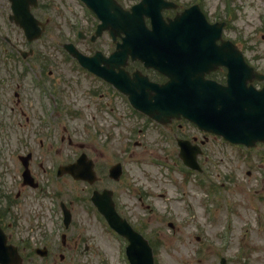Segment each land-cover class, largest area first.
Segmentation results:
<instances>
[{"label": "rangeland", "instance_id": "1", "mask_svg": "<svg viewBox=\"0 0 264 264\" xmlns=\"http://www.w3.org/2000/svg\"><path fill=\"white\" fill-rule=\"evenodd\" d=\"M119 1L131 3V0ZM176 1L180 7L201 1V9L210 20H227L224 35L239 43L249 60L264 71V0ZM58 69L67 70L62 66ZM75 92L87 94L85 86H75ZM74 95L70 98L73 102ZM90 102L87 95L78 102L83 114L77 111L81 119L76 121L87 128L83 134L78 131L83 137H73L75 142L93 136L95 144H107L111 135L114 148L124 146V138L115 135L119 127L113 121L93 113V109L85 113ZM155 124L158 145L153 143L156 132L152 124L146 141L138 147L137 156L128 161L122 156L126 177L119 183L109 182L117 192L122 213L150 240L155 264H221V257L227 258V264H264L263 143L248 148L230 144L214 134L205 137L191 129V134L199 139H208L205 151L199 154L204 161L200 162L202 170L196 171L185 166L178 156L177 139L169 127ZM5 129L0 132V145L6 141ZM172 130L183 134L182 129ZM74 146L68 145V150ZM7 147L11 145L5 144L4 149ZM125 150V147L119 151L109 148L100 161L108 167ZM19 161L11 149L0 159V180L5 186L12 177H19ZM13 187L19 188L16 184ZM83 187L81 180L71 178L65 183L67 191L61 197H51L49 193L39 196L36 192L23 196L19 200L18 226L10 233L15 238L20 236L21 226L26 227L30 221L38 236L49 231L56 224L54 219L58 221L59 212L55 211L58 201L65 200L73 207L74 231L83 236L81 250L89 246L76 264H130L122 257L121 241L110 231L104 218L90 201L85 203L81 199ZM29 216H32L30 221Z\"/></svg>", "mask_w": 264, "mask_h": 264}, {"label": "flooded vegetation", "instance_id": "2", "mask_svg": "<svg viewBox=\"0 0 264 264\" xmlns=\"http://www.w3.org/2000/svg\"><path fill=\"white\" fill-rule=\"evenodd\" d=\"M16 4L18 17L26 20L30 30L17 23L12 0H0V132L4 128L8 131L6 141L0 145V159L11 149L20 160L19 177H12L7 186L2 185L8 192L6 199L16 204L18 213L19 200L33 192L39 196L49 193L51 197H61L67 191L65 183L72 178L66 166L85 153L94 162L97 175L94 184L103 188L110 180L109 169L113 165L107 167L102 164L100 160L105 156L104 152L109 148L119 151L125 147L123 155L114 160L115 163L122 162L124 171L122 156L127 161L137 156L138 147L146 141L152 124L156 132L153 143L156 145L158 136L156 121L136 109L129 96L108 80L113 76L120 82L125 73L122 59L118 65L117 55L112 57L122 40L119 30L113 26L97 33L101 20L81 0H17ZM69 48L84 54L85 65L75 58ZM61 66L67 70L60 71L58 68ZM125 69L130 73L140 70L149 80H166L154 68L145 67L140 60L130 58ZM211 74L216 75V72ZM216 77L221 78L219 75ZM75 86H85L87 94L74 93ZM73 94L74 102L70 99ZM84 95L91 100L86 104L85 113L93 109V113L98 112L105 120L113 121L115 127H119L115 135L124 138V146L114 148L111 135L107 144H95L93 136L83 142H75L73 137H83L87 128L84 123L76 121L81 119L77 111L81 110L83 114L78 102ZM162 126L169 127L176 139L190 138L195 145L202 143L204 151L208 139H199L190 131L194 129L205 137L211 135L182 118H175ZM172 129H182L183 134H177ZM80 130L81 135L78 133ZM114 138L117 139L116 136ZM5 144L11 147L4 149ZM68 145L75 146L68 150ZM82 183L85 187L80 196L87 203V191L93 186L84 181ZM15 184L19 186L18 190L13 187ZM66 205L71 208L73 219V207L68 203ZM60 215L62 219V212ZM29 217L30 221L32 216ZM30 222H27L28 229L21 226L20 230L23 264H76L89 248L85 245L86 248L81 250L83 236L81 232L74 231V219L66 232L54 237L45 231L38 236ZM61 228H64L63 219L59 230ZM38 246L46 247L44 256L35 252Z\"/></svg>", "mask_w": 264, "mask_h": 264}, {"label": "water", "instance_id": "3", "mask_svg": "<svg viewBox=\"0 0 264 264\" xmlns=\"http://www.w3.org/2000/svg\"><path fill=\"white\" fill-rule=\"evenodd\" d=\"M146 3V9L138 6L134 11L135 15L130 16L135 21L129 22V20L121 18V27L126 26L132 30L129 34L130 45L138 46L139 50L143 52L145 46L142 45L146 42L136 39V37L143 36L141 35L145 29L143 15L150 14L154 19L155 27V30L151 32V44L157 57L158 53L163 50L162 44L166 42H173L171 45L174 48H179L188 47L187 42L189 41L188 43L199 46L201 51L198 54L199 61L194 65V68L183 66L180 69L183 81H180L175 89L174 83L162 86L161 92H159L160 96L156 100L155 113L153 105L142 108L157 118L162 114H187L202 128L222 133L230 141L254 145L256 140H264V92H258L254 86L247 87V80L251 79L256 72L245 64L242 53L235 48L234 51L221 52V46L216 43V39L221 33L220 29L210 25L196 5L181 17L171 21L170 24H166L161 18L160 5L158 7L155 2ZM95 8L100 9L101 7L95 6ZM119 13L126 14L120 8ZM161 27L169 30L168 36L164 35L166 32L160 30ZM136 30L140 34H135ZM181 41H186V45L181 44ZM229 45L231 46L230 43ZM149 53L150 49L147 53L148 58H150ZM160 57L164 66L169 68L165 63L164 56ZM182 61L187 62L185 57ZM218 63H224L229 67L228 86H222L203 77L202 72L210 70ZM89 168V165L84 161V164L79 167L76 164L72 165L71 171L88 176ZM93 199L111 223L132 239L133 247L130 250L132 262L134 264H153L147 241L137 232H133L132 228L116 215L113 206H108L110 196L95 192ZM6 241L7 236L0 226V261L2 264H8L11 258H19L15 248L6 244Z\"/></svg>", "mask_w": 264, "mask_h": 264}, {"label": "bare ground", "instance_id": "4", "mask_svg": "<svg viewBox=\"0 0 264 264\" xmlns=\"http://www.w3.org/2000/svg\"><path fill=\"white\" fill-rule=\"evenodd\" d=\"M174 61H175V60H173L172 67H173V68H179L178 66L174 65Z\"/></svg>", "mask_w": 264, "mask_h": 264}]
</instances>
